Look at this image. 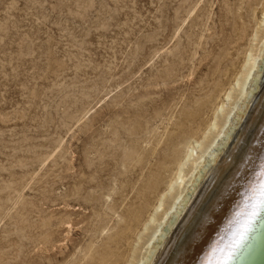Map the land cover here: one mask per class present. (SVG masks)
Masks as SVG:
<instances>
[{
	"label": "rangeland",
	"instance_id": "obj_1",
	"mask_svg": "<svg viewBox=\"0 0 264 264\" xmlns=\"http://www.w3.org/2000/svg\"><path fill=\"white\" fill-rule=\"evenodd\" d=\"M263 11L264 0H0V264H89L136 208L104 264L141 258L174 159L194 139L209 145L224 130L208 131L215 105L240 98Z\"/></svg>",
	"mask_w": 264,
	"mask_h": 264
},
{
	"label": "bare ground",
	"instance_id": "obj_2",
	"mask_svg": "<svg viewBox=\"0 0 264 264\" xmlns=\"http://www.w3.org/2000/svg\"><path fill=\"white\" fill-rule=\"evenodd\" d=\"M257 24L263 34L258 37L255 33L253 40L257 41L255 45H261L257 51L253 49L255 53L249 49L242 80L235 81L240 98L228 110L224 109L223 102L216 103L212 122L208 125V131L212 127L224 130L217 131L206 146L203 140L194 139L195 146L187 142L182 156L174 159L179 165L164 189L171 197L170 202L166 209L159 211L163 205L162 196L157 200L154 212L148 214L147 221L142 224L146 230L150 223L156 222L142 245H146L145 251L140 258V253L136 257L134 250L130 263L260 264L263 259L264 81L261 76H264V11ZM225 97L229 101L232 95L226 92ZM235 108L239 112H234L230 118ZM218 110L222 114L221 125L216 114ZM194 116L191 111L185 118ZM233 120L236 123L232 124ZM182 125L183 121L178 122L172 129L179 130ZM213 144L214 148H210ZM166 156L160 163L170 161V156ZM183 166L188 168L186 172ZM153 179L151 188L156 189L157 181ZM138 209L134 210L133 218H124L128 223L120 225L122 229L109 235L110 240L103 249L94 250L89 264H104L114 255L108 248L116 249L120 243L128 241L132 231L130 221L138 217Z\"/></svg>",
	"mask_w": 264,
	"mask_h": 264
},
{
	"label": "water",
	"instance_id": "obj_3",
	"mask_svg": "<svg viewBox=\"0 0 264 264\" xmlns=\"http://www.w3.org/2000/svg\"><path fill=\"white\" fill-rule=\"evenodd\" d=\"M260 264H264V257H263V259L261 260Z\"/></svg>",
	"mask_w": 264,
	"mask_h": 264
}]
</instances>
